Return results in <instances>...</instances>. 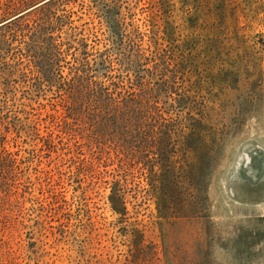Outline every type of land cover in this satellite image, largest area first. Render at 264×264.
I'll list each match as a JSON object with an SVG mask.
<instances>
[{
    "label": "rangeland",
    "instance_id": "1",
    "mask_svg": "<svg viewBox=\"0 0 264 264\" xmlns=\"http://www.w3.org/2000/svg\"><path fill=\"white\" fill-rule=\"evenodd\" d=\"M0 264H264V0H0Z\"/></svg>",
    "mask_w": 264,
    "mask_h": 264
},
{
    "label": "trees",
    "instance_id": "2",
    "mask_svg": "<svg viewBox=\"0 0 264 264\" xmlns=\"http://www.w3.org/2000/svg\"><path fill=\"white\" fill-rule=\"evenodd\" d=\"M191 204H192V202L190 201V202H184L183 203V209L182 210H185L183 213L184 214H186V216H190V215H194L195 213L193 212V213H191V210L193 209V211L196 209V207H192L191 206ZM157 205H158V208H159V210H160V213L162 212V211H165V210H167L166 208V205L165 204H163V202L160 200V201H158L157 202ZM169 208V207H168ZM174 208H176V209H174L176 212L177 211H179V209H177V207H174ZM190 210V211H189ZM186 212V213H185Z\"/></svg>",
    "mask_w": 264,
    "mask_h": 264
}]
</instances>
